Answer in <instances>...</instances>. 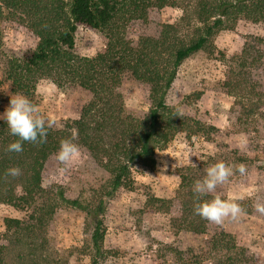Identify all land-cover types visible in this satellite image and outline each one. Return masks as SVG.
<instances>
[{
	"label": "trees",
	"instance_id": "1",
	"mask_svg": "<svg viewBox=\"0 0 264 264\" xmlns=\"http://www.w3.org/2000/svg\"><path fill=\"white\" fill-rule=\"evenodd\" d=\"M163 8H177L182 16L176 24L164 25L157 38L143 37L133 44L126 39L125 30H119L123 21L144 18L148 10ZM240 21L264 24V0H0V26L20 25L38 40L36 47L20 58L5 60L3 82L10 91L33 101L38 82L47 80L58 88L73 87L85 95L78 119L53 123L44 143L22 142L23 151L19 153L7 151L8 145L18 138L10 135L7 124L0 120V205L27 213L25 220H4L5 231H12L19 237L16 243L28 248V254L17 255L19 263L45 262L44 245L38 248L22 239L44 231L56 209L64 207L85 214L90 230V264H100L104 255L103 216L120 189H134L132 166L153 170L155 153L164 150L180 133L213 141L214 127L184 117L166 103V97L181 64L198 52L213 49L215 33L232 29ZM191 23L192 35L182 36V24ZM78 26L103 33L107 39L104 50L91 58L76 55ZM1 45L0 31V48ZM226 63L228 70L222 87L241 105L254 95L252 75L264 66V37L246 40L240 53ZM127 76L149 87L150 108L141 118L125 106L118 92ZM65 138H73L81 151L108 175L105 188L82 191L75 199L66 197L59 186L43 189L44 167ZM229 155L232 158L217 152L198 166L179 170L178 193L172 199L148 200L167 210L178 202L181 218L174 220V227L206 236L209 221L194 214V182L218 161L229 165L232 176L237 177L241 176L236 171L239 164L246 166L247 173L254 166L236 152ZM14 167L19 168V175H8L7 170ZM225 185H218L215 192L200 199L210 200L216 195L225 198L220 190ZM210 246L211 250H218L219 261H223L216 239L211 238ZM227 250L237 248L232 245ZM9 251V247L0 245V264H8Z\"/></svg>",
	"mask_w": 264,
	"mask_h": 264
},
{
	"label": "rangeland",
	"instance_id": "2",
	"mask_svg": "<svg viewBox=\"0 0 264 264\" xmlns=\"http://www.w3.org/2000/svg\"><path fill=\"white\" fill-rule=\"evenodd\" d=\"M181 16L182 11L177 8L150 9L144 18L123 21L119 30H125L126 39L136 44L143 37L157 38L164 25L176 24ZM182 25V36H191L192 23ZM0 28V113H3L10 96L15 95L3 82L5 60L20 58L28 49H34L38 40L17 24H2ZM251 37H264V24L240 21L232 29L215 33L213 49L192 55L179 67L166 103L184 117L214 127L213 141L201 135L189 138L180 133L164 150L155 153L153 170L138 164L132 166L134 189H120L109 201L103 216L104 255L100 264H264V215L255 210L256 203H264V66L253 73L255 92L243 104L237 105L222 87L228 70L226 61L238 55ZM106 44L103 33L78 26L76 55L94 57ZM49 85L54 84L39 81L34 93L33 102L42 114L57 125L78 119L85 95L73 87L50 88ZM38 90L45 94L41 96ZM118 92L135 116L141 118L147 114L150 99L146 84L127 76ZM217 152L229 158H232L230 152H236L254 163L246 175L231 176V181L220 187L225 198L241 197L238 203L247 215L237 220L228 218L221 225L209 222L206 236L179 231L173 225L174 220L181 218L179 203H173L167 210L156 203L152 205L148 199H172L178 193L179 170L198 166ZM107 182L108 175L83 151L68 166L61 165L53 155L42 173L43 189L59 186L70 199L77 198L82 191L101 190ZM7 218L25 220L27 213L0 205V245L9 247L8 264H21L17 255L28 254V248L16 243L19 237L12 231H5ZM211 238L218 242L223 261H219L218 250H211ZM22 240L33 242L38 248L44 245L42 254L49 264L91 262L90 230L85 214L77 210L58 207L44 231ZM232 245L236 251L227 250Z\"/></svg>",
	"mask_w": 264,
	"mask_h": 264
},
{
	"label": "clouds",
	"instance_id": "3",
	"mask_svg": "<svg viewBox=\"0 0 264 264\" xmlns=\"http://www.w3.org/2000/svg\"><path fill=\"white\" fill-rule=\"evenodd\" d=\"M49 87L54 88V85ZM38 92L41 96L45 94L40 90ZM0 120L7 124L10 135L18 138L7 148V151L16 153L23 151L22 142L44 143L47 139V131L53 124L50 118L42 114L36 103L21 93L10 96L9 105L3 113H0ZM80 152V146L74 142L73 138H65L60 141L55 158L61 165L68 166L79 157ZM164 167L166 169L167 165L165 164ZM236 171L243 176L246 175L247 168L244 164H239ZM19 172V168L15 167L7 170V174L11 176H17ZM232 175V168L223 161H218L207 168L206 175L196 180L193 185V191L197 194L194 201V214L217 225L223 224L228 218L237 220L247 215L246 210L238 203L241 199L239 196L222 198L216 195L210 200L200 199L201 196L215 192L218 185L228 183ZM255 210L264 215V203H256Z\"/></svg>",
	"mask_w": 264,
	"mask_h": 264
}]
</instances>
